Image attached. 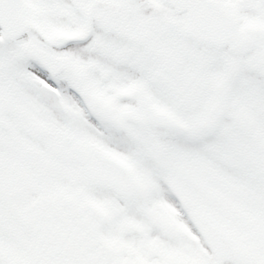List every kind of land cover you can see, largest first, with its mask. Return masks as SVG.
Segmentation results:
<instances>
[{"label": "snow or ice", "instance_id": "1", "mask_svg": "<svg viewBox=\"0 0 264 264\" xmlns=\"http://www.w3.org/2000/svg\"><path fill=\"white\" fill-rule=\"evenodd\" d=\"M0 264H264V0H0Z\"/></svg>", "mask_w": 264, "mask_h": 264}]
</instances>
